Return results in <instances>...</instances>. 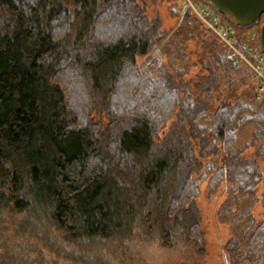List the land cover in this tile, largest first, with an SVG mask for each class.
I'll return each mask as SVG.
<instances>
[{"label": "trees", "instance_id": "trees-1", "mask_svg": "<svg viewBox=\"0 0 264 264\" xmlns=\"http://www.w3.org/2000/svg\"><path fill=\"white\" fill-rule=\"evenodd\" d=\"M170 1L177 20L166 28L147 0H0V244L10 234L32 240L40 261L30 263L121 264L141 244H202L197 198L212 173L237 196L255 194L259 160L227 146L237 144L241 107L211 112L193 91L209 92L217 70L193 82L139 64L165 36L166 51L201 36L197 15L187 10L178 25ZM211 33L204 49L244 65ZM248 214L251 231L226 244L237 263L264 258V219Z\"/></svg>", "mask_w": 264, "mask_h": 264}, {"label": "rangeland", "instance_id": "rangeland-1", "mask_svg": "<svg viewBox=\"0 0 264 264\" xmlns=\"http://www.w3.org/2000/svg\"><path fill=\"white\" fill-rule=\"evenodd\" d=\"M176 1L178 2H175L173 6L180 11V14H178L179 25L186 11L190 9L193 11V9L191 7H185V0ZM192 1L195 6L205 11L206 16H208L210 20L215 21L221 26L226 25L221 13L210 11L215 7L209 1ZM147 2V13L150 17L160 15L164 21V27L168 28L177 20V16L173 15L177 12L169 8L171 3L170 0H157L156 2L147 0ZM193 12L195 13V11ZM263 20L264 15L258 23L249 26L235 27L233 35L246 41L248 45L260 48V28ZM200 23L203 25H200V29H198L201 35L200 37L189 39L185 37L179 39L180 41H178L181 44L179 51L178 48H174L172 44L170 50L166 51L164 42H166L170 35L165 36L159 43V46L151 50L148 56L139 60V64L141 67L143 65L151 69H156L161 65L167 66L174 74L181 75L178 76L179 78L192 80L193 82L199 81L203 76L209 75L210 70L208 66L212 65L217 70V84L215 83L212 89L205 93L198 92L194 85H192L193 91H197L196 94L199 98L210 103L208 108L211 112L217 110L219 105L225 101L241 107L236 115L238 119L236 122H238V124L240 122L242 123L237 131L234 130L233 132V134L236 133L237 136L239 135L238 139L235 141L237 144H234L235 147L233 148L231 147L233 143L227 146L233 152L237 150L242 151L241 155L249 159L250 163L253 162L251 160L254 158L259 160L262 170V179L256 186L254 195L237 196V190L234 188L232 182L226 180H218V182L214 183L211 182V178L214 177V173H212L210 179L207 178L200 184V194L197 198V205L201 213L200 226L203 231L202 244L190 242L186 248L182 245L168 248L155 243L141 244L137 246L130 255H124L123 253V256L121 255V264H264V258L258 261L246 260L240 263L234 262V258L226 246L230 239L235 238L242 240L241 237L246 235V231L249 230L247 227L251 220L248 214L249 212L254 214L258 221L264 219V207L261 201L264 192V159H262V156H264V145L260 146L263 139L260 138L261 140L259 139L256 143L253 139V131L257 130L260 132L259 129H261V127L263 129L262 133L264 134V120H261L260 125L258 124L260 119L264 116V102L260 101L264 96H259L256 89L257 80L255 76L254 78L253 76L251 77L249 70L252 74L253 71L246 62L240 60L244 65L240 64V66L237 65L232 67L230 64L217 61L215 53H213L215 49L213 50L209 47L206 50L203 48L204 43H202V40H209L210 37L213 38L211 32H215L206 24ZM175 30L174 28L170 34H173ZM240 34L243 38L239 36ZM220 49L228 56H235V54L228 52L226 44L224 47H220ZM254 79L256 80V88L253 89V84H255ZM193 98H196L195 95ZM175 118V114L172 115L171 119L168 121V127H166L164 131H167ZM209 124L213 127L211 123ZM223 141H225V139H223ZM219 148L220 153L212 155L215 156L213 159L215 166L222 163L223 154H225L227 149L224 142L219 144L218 149ZM260 148L262 151L259 150ZM212 156L209 158L211 159ZM208 175H210L209 172ZM250 231L251 230L248 232ZM5 239L9 242L0 244V264H32L29 262L31 258L39 263L38 254L31 250V247L27 246L32 240L14 234L5 236ZM20 245L24 248L21 249ZM19 253H23L25 259L21 260L19 255H17ZM223 254L226 256L227 263L225 262ZM14 255H17L16 259H14ZM45 256L46 259H50L53 257V254L45 253ZM44 262L45 260H43V264ZM40 264H42V262Z\"/></svg>", "mask_w": 264, "mask_h": 264}, {"label": "built area", "instance_id": "built-area-1", "mask_svg": "<svg viewBox=\"0 0 264 264\" xmlns=\"http://www.w3.org/2000/svg\"><path fill=\"white\" fill-rule=\"evenodd\" d=\"M186 8L191 7L198 16L200 22L211 28L215 34L222 39L228 47V52L235 54L239 60H243L252 69L257 80V91L259 96H264V52L256 46H251L246 41L233 35L234 24L225 20L226 25H218L215 21L206 16L205 11L194 5L192 0H185Z\"/></svg>", "mask_w": 264, "mask_h": 264}, {"label": "water", "instance_id": "water-1", "mask_svg": "<svg viewBox=\"0 0 264 264\" xmlns=\"http://www.w3.org/2000/svg\"><path fill=\"white\" fill-rule=\"evenodd\" d=\"M232 23L249 26L261 21L264 15V0H207ZM260 40L264 51V20L260 28ZM225 262L227 263L226 256Z\"/></svg>", "mask_w": 264, "mask_h": 264}]
</instances>
